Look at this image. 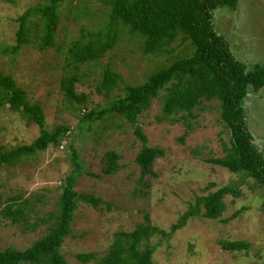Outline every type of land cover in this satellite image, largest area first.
I'll return each mask as SVG.
<instances>
[{
    "label": "rangeland",
    "instance_id": "rangeland-1",
    "mask_svg": "<svg viewBox=\"0 0 264 264\" xmlns=\"http://www.w3.org/2000/svg\"><path fill=\"white\" fill-rule=\"evenodd\" d=\"M42 2L16 0V5H9L0 1V69L27 92L32 104L40 103L48 130L62 125L75 129L79 123L77 113L70 110L60 89L67 74L62 51H67L82 33L87 35L102 30L108 8L103 0L66 3L61 9V23L56 34L57 47L64 49L58 51L56 47L40 52L27 46L17 56L3 54L4 49L17 44L19 18ZM78 8L94 15L76 18ZM213 24L229 42L236 58L246 63L249 70L255 64L264 65V0H241L236 11L218 9ZM28 26L33 31H43L41 21L34 16L29 18ZM181 42L179 39L175 45ZM141 45L140 40L126 34L101 63L105 66L111 63L124 80L122 88L111 98L99 96L94 90L95 81L99 80L98 70L93 71L94 67L87 65L74 70L80 79L76 84L77 93L89 95L84 107L86 111L96 107L103 109L111 99L124 96L126 85L146 81L147 72L154 70V58L145 56ZM181 51L179 48L178 53ZM164 95L161 92L152 107L139 118V126L148 137L149 146L165 153L154 162L151 175L142 178L136 162L142 144L134 135V128L122 119H111L106 130H103L105 123L97 122L99 130L90 135L80 133L82 139L73 142L84 163V175L77 181L75 189L80 194L92 196L100 204L94 209L86 203H78L72 234L65 241L62 254L68 264H94V261L83 263L78 256H106L118 232H132L137 226L147 224V216L152 227L171 235L172 226L191 205H196L198 197L239 183L242 195L238 198L229 195L224 199L226 210L219 220L197 216L171 238L158 234L148 243L158 247L154 255L157 264H264L263 189L241 174L205 162L208 157H224L223 143H229L227 129L219 121V103L205 101L197 108L194 111L197 118L192 121L193 131L186 136L184 123L157 121ZM244 108L250 132L264 156V90L250 93ZM121 123L123 127L119 129L117 126ZM39 135L37 125L23 120L8 107L0 109V150L31 145ZM111 151L121 157L120 168L108 175L104 172L103 158ZM69 154L67 150L51 148L37 157L25 159L17 167L0 169L2 204L20 197L23 202L19 203L28 201L29 205H37L36 213L28 212L25 223L13 224L0 217V250L24 251L46 235L45 225L32 227L37 219L58 210L62 186L72 172ZM243 209L237 218H232ZM228 219H231L229 223L222 222ZM237 241L248 243L250 250L229 252L222 247V243Z\"/></svg>",
    "mask_w": 264,
    "mask_h": 264
},
{
    "label": "trees",
    "instance_id": "trees-1",
    "mask_svg": "<svg viewBox=\"0 0 264 264\" xmlns=\"http://www.w3.org/2000/svg\"><path fill=\"white\" fill-rule=\"evenodd\" d=\"M0 1L16 5V0ZM42 1L19 18L17 44L4 49L3 54L17 56L27 46H33L40 52L57 47L56 34L61 23V9L73 0ZM240 1L103 0L108 8L104 28L87 35L82 33L81 38L73 41L67 51H62L67 74L61 81L60 89L70 110L77 113L79 123L75 129L62 125L48 130L40 103L32 104L27 92L18 86L12 76L0 69V109L8 107L23 120L37 125L40 131L39 137L31 145L10 151L0 150V169L5 166L17 167L25 159L37 157L51 148L70 152L72 163L71 175L65 179L57 202L58 210L48 217L37 219L32 227L35 229L45 225L46 235L24 251L13 248L0 250V264H68L62 248L72 234L78 203H86L94 209H98L100 204L92 196L80 194L75 189L77 181L84 175V163L73 142L82 139L80 133L90 135L94 130H99L97 122L105 123L103 130H106L111 119H122L134 128V135L142 144L136 158L142 178L151 175L154 162L164 157L165 153L149 146L148 137L139 126V118L152 107L161 92L165 95L157 121L184 123L186 136L193 131L192 121L197 118L194 111L202 107L205 101L218 102L219 121L227 129L229 143H223L224 157H208L205 162L255 181L264 192V156L250 132L244 108L250 93L264 90V65L255 64L249 70L246 63L236 58L229 42L217 32L213 24L214 13L218 9L236 11ZM77 12L79 16L76 18L94 15L81 8ZM33 16L41 21L42 32L33 31L28 26L29 18ZM126 34L141 41L144 55L154 58V70L147 72L145 82L123 87L124 96L111 99L105 108L96 107L86 111L84 107L89 95L77 93L76 84L80 79L74 70L83 65L94 67L93 71L98 70L99 80L95 81L94 90L99 96L111 98L116 90L122 88L124 80L111 63H106V66L101 63ZM179 39L182 42L175 45ZM61 48L64 49L63 46L57 47L58 51ZM179 48L182 51L178 53ZM117 127L122 128L123 123ZM196 153L200 154L199 151ZM120 159L113 151L106 153L103 158L106 164L104 172L108 175L117 172ZM229 195L236 198L242 195L239 183L198 197L196 205H191L188 212L172 226L171 235L152 227L147 216V224L137 226L132 232H118L106 256L79 255L78 259L83 263L94 261V264H157L154 255L158 247H151L148 243L152 237L162 234L171 238L197 216L219 220L226 210L224 199ZM19 202H23L22 199L14 197L2 204L0 197V217L18 224L25 223L29 213H36V204ZM244 210L232 218H237ZM230 220L222 222L229 223ZM222 247L229 252L250 250V245L242 241L225 242Z\"/></svg>",
    "mask_w": 264,
    "mask_h": 264
}]
</instances>
